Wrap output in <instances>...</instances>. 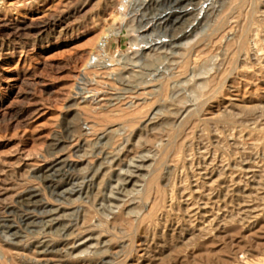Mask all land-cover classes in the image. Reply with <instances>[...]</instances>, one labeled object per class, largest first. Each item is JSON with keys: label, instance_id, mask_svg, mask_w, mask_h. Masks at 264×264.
I'll list each match as a JSON object with an SVG mask.
<instances>
[{"label": "rangeland", "instance_id": "374dc122", "mask_svg": "<svg viewBox=\"0 0 264 264\" xmlns=\"http://www.w3.org/2000/svg\"><path fill=\"white\" fill-rule=\"evenodd\" d=\"M0 264H264V0H0Z\"/></svg>", "mask_w": 264, "mask_h": 264}, {"label": "built area", "instance_id": "2783aa9c", "mask_svg": "<svg viewBox=\"0 0 264 264\" xmlns=\"http://www.w3.org/2000/svg\"><path fill=\"white\" fill-rule=\"evenodd\" d=\"M106 45H107V40L106 38H103L100 42H99V48L104 51L106 49Z\"/></svg>", "mask_w": 264, "mask_h": 264}, {"label": "bare ground", "instance_id": "6f19581e", "mask_svg": "<svg viewBox=\"0 0 264 264\" xmlns=\"http://www.w3.org/2000/svg\"><path fill=\"white\" fill-rule=\"evenodd\" d=\"M254 4H255V2H254ZM251 23V22H250ZM214 94V93H213ZM206 99V98H205ZM197 112V111H196ZM184 121V120H183ZM171 124V123H170ZM110 130V129H109Z\"/></svg>", "mask_w": 264, "mask_h": 264}]
</instances>
